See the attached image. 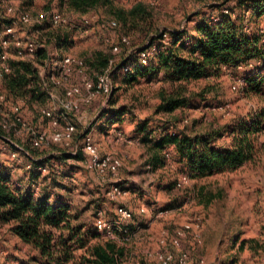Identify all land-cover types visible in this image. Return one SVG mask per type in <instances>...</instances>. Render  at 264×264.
<instances>
[{
	"label": "rangeland",
	"instance_id": "374dc122",
	"mask_svg": "<svg viewBox=\"0 0 264 264\" xmlns=\"http://www.w3.org/2000/svg\"><path fill=\"white\" fill-rule=\"evenodd\" d=\"M116 1L129 8L140 0ZM142 1L153 11L151 27L147 25L146 31L135 28L126 32L120 25L109 26L113 18L102 9L81 14L59 0H0V29L10 21L15 28V38L8 51L10 63L30 58L20 57L16 45L17 41L26 43L30 39L35 40L37 49L48 48L52 57L48 61L50 68L64 57L74 60V72L66 79L64 75L59 78L60 84H51L53 97L49 96L42 108H49L60 117V128L67 122L76 128L70 145L50 141L37 149L38 154L48 159L44 166L36 168L28 166L30 162L23 153L11 149L14 143L1 140L0 167L10 173L16 171V176L11 175L12 181H21L23 190L32 189L38 196L47 191L56 198L62 197L78 218L75 224L83 226V234L99 233L102 239H109L107 233L98 229V223L121 221L119 208L130 209L134 217L122 219L118 224L121 228L111 234L126 248L124 264H161L159 255L171 253L177 259L182 250L189 253V264H201V261L205 264H264V86L261 92L247 89L248 78L258 73L256 61L241 67L224 66L218 76L187 84V104L170 114L158 110L162 93L175 89L170 81L162 79V73L140 77L130 85L115 82L112 74L113 93L110 96L99 93L89 101V93L84 88L85 81L95 80L99 73L90 66L99 52L120 61L144 46L149 38H159L165 31L187 30L186 38L197 34L198 24L204 21L217 24L228 14L244 25L249 35L264 36V17L256 16L261 6L247 0ZM11 3L16 10L13 14L7 11ZM21 11L43 18L44 25L50 24L52 11H60L68 17L65 27L71 44L67 50L61 52L55 43H47V34L37 31L33 23H22ZM122 36L128 38L129 44H121ZM169 37L168 34L163 40H156L155 46L165 44ZM115 45L120 46L118 54L113 51ZM127 71L124 69L119 75ZM71 86H80L83 93L72 99L77 108L71 104L70 109H66L63 103L72 102L66 97L65 89ZM0 93L5 95L2 77ZM5 101L1 111L12 117L18 102ZM23 105L18 104L23 109L26 129L13 135V141L28 149L33 131L46 132L50 138L55 128L49 119L35 112L39 103L34 107ZM123 107L128 111L115 120V110ZM256 116L263 122L262 130L255 134L256 158L236 170L194 178L174 145L163 148L156 145L165 134L175 133L213 137L218 147L226 146L232 141L234 128ZM87 133L94 138L102 157L110 155L120 160L121 166L115 174L106 171L101 176L89 167L82 147ZM65 154L71 157L64 159ZM156 157L161 159L159 165L155 163ZM41 166H46V170ZM32 169L35 170L31 173ZM184 175L188 179L179 186ZM115 184L123 188L117 197L111 193ZM197 217L201 221L200 228L187 232L181 245L175 246L176 231ZM55 233L69 235L68 232ZM84 251L78 249L77 257ZM76 261L71 264H78ZM0 264L46 262L36 249L11 231L10 225L0 222ZM171 264H176V260Z\"/></svg>",
	"mask_w": 264,
	"mask_h": 264
},
{
	"label": "trees",
	"instance_id": "16d2710c",
	"mask_svg": "<svg viewBox=\"0 0 264 264\" xmlns=\"http://www.w3.org/2000/svg\"><path fill=\"white\" fill-rule=\"evenodd\" d=\"M59 1L62 5H67L70 10L81 14L102 9L126 32L135 28L145 30L147 25L151 27L152 24L153 11L142 0L129 8L121 6L116 0ZM247 1L260 5L261 7L256 10V16L264 17V0ZM53 12L49 14L50 24L44 25L43 22L33 24L37 31L47 34V43H55L56 47L64 52L71 44L68 30L66 25L52 24L50 15ZM11 24L10 21L6 26ZM195 30L196 35H188L186 38L184 36L188 34L187 30L165 31L159 35V38H149L144 46L120 61H116V57L114 60L113 55L99 52L97 59L90 61V66L98 69L100 74L108 69L111 61L114 60L112 68L115 82H124L125 85L138 81L140 77L164 74L162 79L170 81L175 87L172 92L168 94L163 92L161 95L162 102L158 110L168 114L187 104L189 99L186 94L187 84L218 76L224 66L241 67L252 60L256 61L258 73L255 77L248 78L247 89L261 92L264 86L263 35H249L244 30V25L228 14L224 15L217 24L204 21L198 24ZM168 34L169 40L165 44H158V52L148 65L141 62L140 53L155 46L156 40H163ZM121 44L127 45L122 42ZM51 59L48 48L44 47L37 49L31 58L11 61V71L2 77L5 99L18 104L22 102L23 106L28 104L31 107L39 103L35 112L43 115L40 109L46 105L52 85L47 77L42 76L41 70ZM127 67L128 73L119 75ZM119 88L122 87L116 89ZM0 109H3L2 106ZM1 110L0 138L8 134L14 137V132L7 133L2 126L5 116L12 118L14 115L12 117L4 115ZM127 111L125 107L115 110V120ZM258 117H253L250 121L234 128L231 134L232 141L226 146L218 147L213 137L202 135L193 137L175 133L165 134L156 145L159 148L174 145L181 158L188 164L189 173L194 178L236 170L256 158L258 145L255 134L263 128V122ZM13 147L17 149L15 145ZM37 149L39 148H33L31 145L26 149L32 155L43 158L35 163V168L46 164L48 159L38 154ZM18 151L26 157L25 152ZM68 157L71 155H64V159ZM160 161V157H156V165H159ZM53 199L56 200L54 203ZM77 220L78 218L71 212L70 205L65 203L62 197L56 198L47 191L37 197L32 189L23 190L22 187L15 185L9 170L0 169V222L10 225L11 231L24 243L36 249L46 264H71L73 261L77 262L76 260L78 264H124L126 258L124 245L114 239H102L99 233L83 234V226L75 224ZM55 231L68 232L69 235L57 236ZM117 233L122 237L125 236L118 231ZM78 249L85 250L80 257L76 254Z\"/></svg>",
	"mask_w": 264,
	"mask_h": 264
},
{
	"label": "built area",
	"instance_id": "2783aa9c",
	"mask_svg": "<svg viewBox=\"0 0 264 264\" xmlns=\"http://www.w3.org/2000/svg\"><path fill=\"white\" fill-rule=\"evenodd\" d=\"M7 11L9 14L15 13V6L11 3L7 5ZM228 13V11H226ZM19 19L22 23L25 24H42L43 18L41 17H35L30 12L27 11H21L19 13ZM50 20L54 26H61V25H67L68 24V17H66L62 12L60 11H54L50 15ZM86 22H88L86 20ZM109 26L116 27L118 26L117 21L111 20L109 23ZM15 38V28L14 25H7L0 29V78L3 77L5 73H9L11 71V65L9 62V48L11 46V43L13 39ZM122 43L129 44L128 38L126 36H122L121 39ZM16 45L18 47L17 53L20 57H32L35 55V52L37 50V44L35 40L30 39L26 43H22L21 41H17ZM120 50V46L115 45L113 47V51L117 53ZM158 52V47L153 46L152 48L142 51L140 53V60L144 64H147L149 61V58H151L152 54H156ZM153 55V56H154ZM152 56V57H153ZM114 61V60H113ZM113 61H111V65L108 69H106L104 72L97 75V78L95 80H86L84 83V88L89 93V98H92L96 94H105L110 96L113 93V80H112V65ZM74 60L72 57L67 56L64 57L60 61H56L53 64V68H50V62L46 66H44L41 70V74L43 77H47L51 84L58 85L60 84V81L58 80L63 75L65 76L64 79H66L68 76H70L74 71L73 69ZM129 71V68H125ZM83 89L80 86H71L65 89V94L68 99H70L72 103L64 102L63 105L66 109H70L71 104L72 107L74 105L72 99L75 97H78L82 95ZM49 96L53 97L52 90L49 89ZM5 101V95L0 93V107L3 105ZM16 112L14 114L13 118H8L5 116L2 126L7 131V133L14 132V136L18 134V132L22 131L23 129H26V123L24 120V116L22 115L21 107L15 106ZM1 110V109H0ZM41 113L50 120V123L54 126L55 130L53 131L51 137L47 135L46 132L42 131H33V136L30 140V145L33 148H40L45 144L50 143V141L56 142V143H63L66 145H70V143L74 139L75 135V125L71 122H67L64 128H60V117H57V115L50 110L49 108H41ZM2 141H8L14 143L18 150L25 152L26 157L28 158V161L30 162V165H28L30 168L34 166L35 163L43 160L42 157H36L30 153V151L26 150L23 146H21L18 143H15L13 141V137L11 134L2 136ZM0 138V139H1ZM83 151L85 153V161L88 162L89 167L93 170H96L101 176H103L106 171H110L111 173L115 174V171L119 169L121 166V162L119 159L115 157H111L110 155L102 157L99 154L98 146L95 143L94 138L90 135V133H87L83 137ZM74 156L77 155L76 153H71ZM44 166V165H43ZM42 170H46V166L42 167ZM188 179L187 175L182 176L180 181L178 182V185L180 186L183 181H186ZM123 191V188L121 185L115 184L114 190L111 191L113 194V197H117L120 195ZM144 211V209H142ZM145 212V211H144ZM119 213L122 216V219L124 220H130L132 217H134L132 211L126 207H120ZM121 219V221H122ZM121 221H100L98 223V229L100 231H103L107 233L109 238L114 239V237L111 235L112 232H115V230H119L121 227H119L118 224L121 223ZM200 218L197 217L194 222L186 224L183 228L178 229L176 231V235L173 239V244L177 247L181 245V240L186 236L187 232L194 230V228H200ZM189 253L185 250H182L180 254L178 255L177 259L174 257L171 253H163L159 255V260L161 264H171L176 260V264H189ZM201 264H205L204 261H201Z\"/></svg>",
	"mask_w": 264,
	"mask_h": 264
},
{
	"label": "crops",
	"instance_id": "0c3cea01",
	"mask_svg": "<svg viewBox=\"0 0 264 264\" xmlns=\"http://www.w3.org/2000/svg\"><path fill=\"white\" fill-rule=\"evenodd\" d=\"M11 149H14V148H11ZM14 150H18V149H14ZM10 152H11V150H10ZM19 152V151H18ZM24 156V155H23ZM0 169L2 170V169H5L4 167H0ZM16 171H13V172H11V175H13V176H16L15 173ZM15 183V185H17V186H20V187H23V184H22V182L21 181H19V182H14ZM36 196H38L37 194H36Z\"/></svg>",
	"mask_w": 264,
	"mask_h": 264
}]
</instances>
